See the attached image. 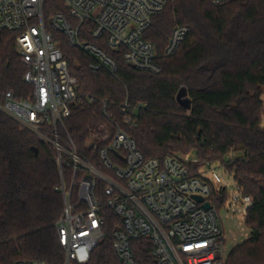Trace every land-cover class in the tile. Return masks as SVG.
<instances>
[{
	"label": "trees",
	"instance_id": "obj_1",
	"mask_svg": "<svg viewBox=\"0 0 264 264\" xmlns=\"http://www.w3.org/2000/svg\"><path fill=\"white\" fill-rule=\"evenodd\" d=\"M175 1L154 15L143 33L160 52L176 24L190 28L175 53L160 59L156 74L130 66L120 50L106 46L117 65L115 75L105 69L92 71L89 56L58 35L69 72L84 94L70 104L65 131L80 154L96 165L99 160L88 136L100 124H108L111 134L125 132L144 158L193 149L200 162H214L232 150L235 160L228 168L243 191L253 196L246 218L251 236L231 249L225 264H264V0H231L217 6L208 0ZM55 10L65 11L61 1H49L44 12ZM81 38L95 42L84 31ZM25 71L13 34L4 32L0 94L11 90L26 97L31 87L24 82ZM181 87L190 100L187 106L176 100ZM124 101L134 124L124 122ZM62 169L71 174L69 168ZM58 183L52 148L0 109V264L20 259L62 264L56 231L63 210ZM101 215L104 237L86 264H120L111 235L119 218L107 207ZM151 246L143 238L132 242L140 264H154Z\"/></svg>",
	"mask_w": 264,
	"mask_h": 264
},
{
	"label": "built area",
	"instance_id": "obj_2",
	"mask_svg": "<svg viewBox=\"0 0 264 264\" xmlns=\"http://www.w3.org/2000/svg\"><path fill=\"white\" fill-rule=\"evenodd\" d=\"M49 1L0 0V41L4 32L13 34L26 69L24 82L31 87L24 98L11 90L2 92L0 109L53 150L59 170L55 189L63 198L56 222L62 264H86L91 259L104 237L105 207L119 218L111 235L120 264H140L132 242L141 238L151 242L154 264H225L227 239L218 209L224 207L238 225L237 219L245 222L253 203V196L243 191L228 168L235 160L232 150L217 164L200 162L193 149V155L170 152L162 158H144L125 132L111 134L108 124H100L88 136L99 160L96 165L80 154L65 131L70 104L84 94L69 72L58 35L89 56L92 71L105 69L115 75L117 65L103 49L106 46L120 50L130 66L156 74L161 71L160 59L174 54L190 31L189 26L176 24L160 52L143 38L152 17L173 0H55L65 11L45 14ZM208 1L217 6L231 0ZM85 22L89 26L83 29ZM83 31L95 42L81 38ZM120 112L124 122L135 123L127 101L120 104ZM107 119L113 122L110 114ZM12 264L45 262L20 259Z\"/></svg>",
	"mask_w": 264,
	"mask_h": 264
},
{
	"label": "rangeland",
	"instance_id": "obj_3",
	"mask_svg": "<svg viewBox=\"0 0 264 264\" xmlns=\"http://www.w3.org/2000/svg\"><path fill=\"white\" fill-rule=\"evenodd\" d=\"M176 2H178V0L175 1L174 3H176ZM262 99H264V87H262ZM174 152L175 153H182L179 151H174ZM187 152H189L193 155L192 149L187 151ZM187 152H183V153H187ZM194 152H195V150H194ZM214 163L217 164L218 161H214ZM218 212H219V215L221 216L223 226H224V230H225V236L227 239L226 251H227V253H229L235 245L247 240L251 236V230H250V227L246 224V220H245V222H242L238 218L237 220H238L239 226L236 223H234L229 217L226 216V211H225L224 207H220L218 209Z\"/></svg>",
	"mask_w": 264,
	"mask_h": 264
},
{
	"label": "water",
	"instance_id": "obj_4",
	"mask_svg": "<svg viewBox=\"0 0 264 264\" xmlns=\"http://www.w3.org/2000/svg\"><path fill=\"white\" fill-rule=\"evenodd\" d=\"M184 95H185V90L183 87H181V89L179 90V92L176 95V100L181 106H187L190 102V100L188 98L184 97ZM195 198L198 201H202V197H200V196H195ZM203 206L205 208H209L210 204L208 202H205L203 204Z\"/></svg>",
	"mask_w": 264,
	"mask_h": 264
}]
</instances>
